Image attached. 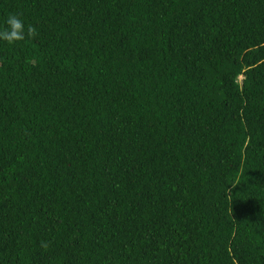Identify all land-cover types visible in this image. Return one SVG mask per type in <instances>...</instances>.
Masks as SVG:
<instances>
[{
  "label": "trees",
  "instance_id": "trees-1",
  "mask_svg": "<svg viewBox=\"0 0 264 264\" xmlns=\"http://www.w3.org/2000/svg\"><path fill=\"white\" fill-rule=\"evenodd\" d=\"M13 13L38 35L0 41V264H264V0Z\"/></svg>",
  "mask_w": 264,
  "mask_h": 264
},
{
  "label": "clouds",
  "instance_id": "clouds-1",
  "mask_svg": "<svg viewBox=\"0 0 264 264\" xmlns=\"http://www.w3.org/2000/svg\"><path fill=\"white\" fill-rule=\"evenodd\" d=\"M5 27L0 30V41L9 45L27 39H33L38 35L37 28L31 24L25 26L24 21L17 14H10L5 22ZM43 248L47 249L48 243L42 242Z\"/></svg>",
  "mask_w": 264,
  "mask_h": 264
},
{
  "label": "rangeland",
  "instance_id": "rangeland-1",
  "mask_svg": "<svg viewBox=\"0 0 264 264\" xmlns=\"http://www.w3.org/2000/svg\"><path fill=\"white\" fill-rule=\"evenodd\" d=\"M240 78H241V76H238L237 80L239 81V80H240Z\"/></svg>",
  "mask_w": 264,
  "mask_h": 264
}]
</instances>
